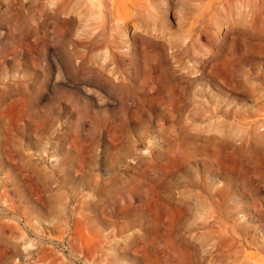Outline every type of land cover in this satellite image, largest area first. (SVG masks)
<instances>
[{
  "label": "rangeland",
  "instance_id": "obj_1",
  "mask_svg": "<svg viewBox=\"0 0 264 264\" xmlns=\"http://www.w3.org/2000/svg\"><path fill=\"white\" fill-rule=\"evenodd\" d=\"M0 33V264H264V0H0Z\"/></svg>",
  "mask_w": 264,
  "mask_h": 264
},
{
  "label": "bare ground",
  "instance_id": "obj_2",
  "mask_svg": "<svg viewBox=\"0 0 264 264\" xmlns=\"http://www.w3.org/2000/svg\"><path fill=\"white\" fill-rule=\"evenodd\" d=\"M8 1V0H7ZM39 31V30H38ZM12 32V31H11ZM1 34V33H0ZM51 65V64H50ZM112 77V76H111ZM114 77H112V79H113ZM118 80V79H117ZM114 81V80H113ZM152 89V88H151ZM124 103V102H123Z\"/></svg>",
  "mask_w": 264,
  "mask_h": 264
}]
</instances>
